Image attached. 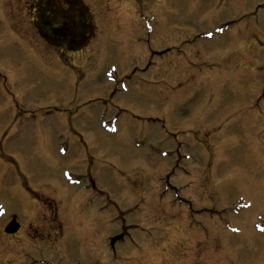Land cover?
Instances as JSON below:
<instances>
[{"label": "rangeland", "instance_id": "1", "mask_svg": "<svg viewBox=\"0 0 264 264\" xmlns=\"http://www.w3.org/2000/svg\"><path fill=\"white\" fill-rule=\"evenodd\" d=\"M38 1L0 0V264H264V0H82L64 56Z\"/></svg>", "mask_w": 264, "mask_h": 264}, {"label": "trees", "instance_id": "2", "mask_svg": "<svg viewBox=\"0 0 264 264\" xmlns=\"http://www.w3.org/2000/svg\"><path fill=\"white\" fill-rule=\"evenodd\" d=\"M34 25L45 43L59 51H78L95 34L92 14L82 0H39Z\"/></svg>", "mask_w": 264, "mask_h": 264}, {"label": "bare ground", "instance_id": "3", "mask_svg": "<svg viewBox=\"0 0 264 264\" xmlns=\"http://www.w3.org/2000/svg\"><path fill=\"white\" fill-rule=\"evenodd\" d=\"M92 212H93V209H92ZM4 218V217H3ZM88 223L89 221L86 222V227H85V231H89V228H88ZM153 252V251H152ZM152 252H148L147 253V257H146V263L148 264H158L159 260L161 259L160 257L161 256H158L157 254L155 253H152ZM230 251L229 250H226V254H229ZM224 259V258H223ZM224 263V262H223ZM223 263H220V264H223Z\"/></svg>", "mask_w": 264, "mask_h": 264}, {"label": "water", "instance_id": "4", "mask_svg": "<svg viewBox=\"0 0 264 264\" xmlns=\"http://www.w3.org/2000/svg\"><path fill=\"white\" fill-rule=\"evenodd\" d=\"M17 229H18V224L15 222V221H13L6 229H5V231L7 232V233H14V232H16L17 231Z\"/></svg>", "mask_w": 264, "mask_h": 264}]
</instances>
